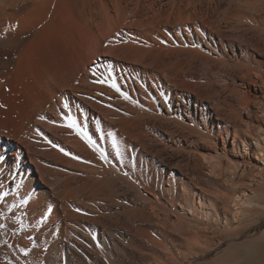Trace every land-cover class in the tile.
Wrapping results in <instances>:
<instances>
[{"label": "bare ground", "instance_id": "6f19581e", "mask_svg": "<svg viewBox=\"0 0 264 264\" xmlns=\"http://www.w3.org/2000/svg\"><path fill=\"white\" fill-rule=\"evenodd\" d=\"M43 26L63 53L34 77ZM0 57L33 75L0 106V264H79L75 251L116 264L118 243L134 245L158 214L217 198L203 170L228 192L226 226L196 218L180 232L187 257L163 247L147 264H190L264 216V0H0ZM160 148L179 155L171 195L152 185L166 178ZM212 229L222 236L202 246ZM252 243L264 260L263 230L212 264H237L231 251Z\"/></svg>", "mask_w": 264, "mask_h": 264}, {"label": "rangeland", "instance_id": "374dc122", "mask_svg": "<svg viewBox=\"0 0 264 264\" xmlns=\"http://www.w3.org/2000/svg\"><path fill=\"white\" fill-rule=\"evenodd\" d=\"M43 28L45 30H40V32L41 31L42 32L39 33L38 38L34 39L37 41L34 42L35 43L34 49L31 48V51H30V55H32L31 57L34 62L32 61L30 62L31 67L27 68L28 70L26 68L24 69L23 67L22 69L19 68L15 70L16 68L13 62L9 63L7 61H4V59L0 57V84H1L0 93H2L0 94V106L8 105L9 103L13 104L15 102H18L20 99V95H22L24 91L26 92V90L29 89L30 86L28 85H31L30 83L32 82V78H30L29 80L28 78L33 77L35 72H37V70L40 67L45 66L43 65V63L47 65L51 61L58 60L60 56H62L63 41H62L61 36L59 35V31H57L55 27L53 28L47 27L48 29H46V27L43 26ZM32 47H33V43H32ZM32 50L34 51V53H32L33 52ZM10 58L12 59L11 61H14L15 55H11ZM34 63L36 64L35 67L33 66ZM35 68H36V71H33L35 70ZM23 69L27 70V72L30 71L31 74L33 73L34 74L31 75L30 73L28 74L26 72L21 71ZM16 71H18V74ZM35 76L36 74L34 75V77ZM26 84L27 86H25ZM171 139H174V137H171ZM171 139H168L167 141L166 136H164V140H166L168 144L172 142ZM159 150L161 152L160 151H159L160 153L158 152L159 156H157L156 159H157V163L160 169H162L165 172L166 178L164 179V181H160V180L158 182L157 180L152 181V185L154 188H157V184H159L158 186L160 188H164L166 190L167 195H171L173 188L168 187L166 185V183H169L168 180H170V178L167 180V177H169L168 176L169 169L174 171L173 173L177 175V172L173 168L176 166L177 160H179V155L173 149H170V148H164L163 150L162 148H160ZM141 166L142 165L137 164V167L139 170L141 171L143 170V172L147 170L148 171L147 174L149 175L155 174L153 168L148 166V168L144 169V167H142L143 168L142 169ZM208 178L209 177L205 173V170H203V173L199 175L200 182L204 184L205 187L208 190H210L213 194L217 195L216 199H213L210 202L203 203V204L196 203L194 207L191 204L184 205L185 206V207L183 206L184 209L178 208L179 215H174V213H170L168 215L169 217L168 219H167V216H164L163 214H158L159 216L157 215L155 218L152 219V223H149L148 225H145L143 227L145 231L144 232L142 231L141 234L140 233L138 234V237H136L135 238L136 240H134L136 241L134 242V245L130 246L126 243H123V244L118 243V246L120 247L122 252L118 254V258L115 259L116 260L115 262H117L116 264H147L150 258V254H152L153 250H155L156 253L159 252L158 254H162L163 252H165L164 251L165 247L173 248L175 250L177 249L178 251H180V253L182 252L181 257H183L184 259L185 257L188 256L187 255L188 251L185 250L186 248L183 247V244L181 242L184 233L182 234L180 232H185V231L188 232L189 230H194V228L196 229L197 224H195L196 222L195 223L193 222V220L196 218H197L196 220L200 219L199 221H202V222L203 221L211 222V219L214 220L215 222L217 215H218L221 220V225L225 227L226 225L224 224V220L222 218V214L225 211L223 208L224 205L219 198H221V196L223 195L227 196L228 192L223 185H220L219 182L213 181V179H211L210 183H205L204 180H207ZM177 190H179V188ZM258 210H262V209L258 208ZM179 217H182V218H179ZM181 223L182 225H180ZM263 230H264V216L260 218V222L256 226H254L249 232L244 233L241 236L240 240L225 239L220 245H218L217 247H215L214 249L206 253L204 256H201L193 260L190 264H205L206 262L212 264V261L216 258V256L218 257V256L223 255V253L229 247H231L235 243H241L245 240H250L252 238L255 239L256 237L259 236V234ZM207 232H205V235ZM213 232H215L214 235H213ZM146 234L149 236H146ZM207 234L208 235L205 238H207L208 241L207 239H205L207 242L204 241L203 242L204 244L202 243V246L204 247L206 245L214 246V244H216L215 242H218V239L222 236L221 232L217 231V229H212ZM209 235H211V237ZM147 238H149V240ZM252 244H250L249 246L237 248V250H235L236 252L231 251L235 253L237 257L242 258L239 260L237 264H264V260L261 255L260 249L258 248L256 244H253V245ZM156 245L157 246L159 245V248L161 249H159ZM132 248L134 249L132 250ZM73 252L74 251H72V253ZM73 255H75V257L78 256L77 258L79 259L78 260L79 264H88V261L86 260L87 258H85V256H81V254H79L78 251H75ZM20 256H25V255H20ZM87 256L90 257L92 255L89 256L88 254ZM102 264H105V262L103 261ZM214 264H220L219 260L218 262L216 261V263Z\"/></svg>", "mask_w": 264, "mask_h": 264}, {"label": "snow or ice", "instance_id": "6c2138e0", "mask_svg": "<svg viewBox=\"0 0 264 264\" xmlns=\"http://www.w3.org/2000/svg\"><path fill=\"white\" fill-rule=\"evenodd\" d=\"M93 74L95 75V70H93ZM95 82H97V83H102V84L107 83L106 80H104V79H102V78H100V77H97V79H96ZM109 86L115 88V84H112V85H109ZM115 90H116L117 92H120V90H119L118 88H115ZM120 94L123 95L122 92H121ZM124 98L127 99L128 97H127V96H124ZM68 119H69V121H70V118H68ZM64 126L76 130V134H77L78 136H80L81 139L85 140V142L88 143L89 146L92 145V143H93L92 140H91L90 138H88L85 134H83L80 130H77V129H76V125H75L74 123H72V122H68V123H66ZM113 147H114V148L116 147L115 144L113 145ZM65 154L67 155V153H65ZM117 157H119V153H118V152H117ZM103 159H106V157H103ZM2 199H3V197H0V200H2Z\"/></svg>", "mask_w": 264, "mask_h": 264}]
</instances>
